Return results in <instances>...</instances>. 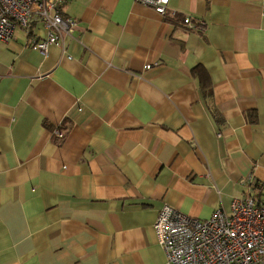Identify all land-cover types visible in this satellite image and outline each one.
<instances>
[{"label": "crops", "instance_id": "0c3cea01", "mask_svg": "<svg viewBox=\"0 0 264 264\" xmlns=\"http://www.w3.org/2000/svg\"><path fill=\"white\" fill-rule=\"evenodd\" d=\"M59 6L46 54L40 20L0 40V264H169L163 206L264 195V0Z\"/></svg>", "mask_w": 264, "mask_h": 264}, {"label": "built area", "instance_id": "2783aa9c", "mask_svg": "<svg viewBox=\"0 0 264 264\" xmlns=\"http://www.w3.org/2000/svg\"><path fill=\"white\" fill-rule=\"evenodd\" d=\"M65 0H0V40L26 30L32 20H40L45 36L33 46L46 54L50 44H58L60 32L71 33L76 20L61 14ZM163 14L168 0H136ZM183 24L203 30L201 20L184 16ZM60 135V133H57ZM258 189L234 198L230 212L216 209L209 218L199 219L163 206L154 222L157 242L169 264H264V195Z\"/></svg>", "mask_w": 264, "mask_h": 264}, {"label": "trees", "instance_id": "16d2710c", "mask_svg": "<svg viewBox=\"0 0 264 264\" xmlns=\"http://www.w3.org/2000/svg\"><path fill=\"white\" fill-rule=\"evenodd\" d=\"M28 29V28H27Z\"/></svg>", "mask_w": 264, "mask_h": 264}]
</instances>
